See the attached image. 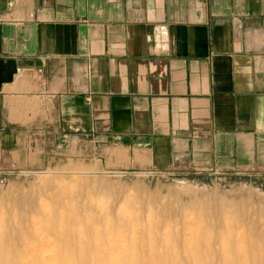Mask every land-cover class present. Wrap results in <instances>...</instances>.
Segmentation results:
<instances>
[{"label":"crops","instance_id":"obj_1","mask_svg":"<svg viewBox=\"0 0 264 264\" xmlns=\"http://www.w3.org/2000/svg\"><path fill=\"white\" fill-rule=\"evenodd\" d=\"M10 143L110 170L264 168V0H0Z\"/></svg>","mask_w":264,"mask_h":264},{"label":"bare ground","instance_id":"obj_2","mask_svg":"<svg viewBox=\"0 0 264 264\" xmlns=\"http://www.w3.org/2000/svg\"><path fill=\"white\" fill-rule=\"evenodd\" d=\"M93 177L74 169L41 176L28 219L0 209V264H264V209L244 217L218 200L180 203L194 211L186 232L177 227L182 220L163 226L155 215L129 210V198L122 210L108 207L98 198L115 187Z\"/></svg>","mask_w":264,"mask_h":264},{"label":"rangeland","instance_id":"obj_3","mask_svg":"<svg viewBox=\"0 0 264 264\" xmlns=\"http://www.w3.org/2000/svg\"><path fill=\"white\" fill-rule=\"evenodd\" d=\"M31 147L38 149L35 153H30L27 146V150L24 149L25 151L20 155L12 153L14 147L11 143L0 149V209L9 213L12 212L11 214L17 215L22 219H28L33 216L37 209L36 205L31 203H34V200L38 198L37 188L39 187L41 176H53L56 173L57 175L66 174L71 169L88 171L98 181L109 183L115 187L116 190L114 189V191L104 196L100 195L98 198L105 202L104 204H107L108 207H114L113 209L116 211L119 208L122 210L126 205L122 204L121 200L124 197L129 198L131 201L128 204L130 207H127L130 208L129 210L133 209L135 211L137 209L136 211L142 213L145 218L147 216V218L150 217L152 219L155 215L154 217L160 222V225L164 224L163 226H171L173 222L174 225L172 224V226L176 227V222L182 220L177 227L180 230L184 229L186 232L189 228L188 224L190 225L191 222L195 221L192 216L194 211L192 208L181 211L179 209L181 204L208 202L211 199L216 205L215 202L222 201L236 207L240 211L238 214L244 217H253V215L257 217L255 213H259V211L264 209V168L237 174L181 173L175 175L167 172L160 174L151 173L150 171L110 170L100 161H93L89 158L78 159L76 154H62L60 147L57 146L45 145L36 147L33 145ZM3 150L10 153L3 154ZM108 198L110 199L106 200ZM110 201H114V204L116 201V204L114 205ZM214 207L216 216L219 213V208L217 206ZM25 214L27 218H25ZM166 215L169 216L167 217ZM170 217L173 218L171 219ZM169 218L170 220L168 221ZM217 219L218 216H216ZM170 221L172 222L170 223ZM167 222L168 225H166ZM187 235L188 233L185 236ZM46 239L51 244L52 239L49 238V241L48 238ZM46 239L44 240L46 241ZM48 250H45V253H50V249Z\"/></svg>","mask_w":264,"mask_h":264},{"label":"built area","instance_id":"obj_4","mask_svg":"<svg viewBox=\"0 0 264 264\" xmlns=\"http://www.w3.org/2000/svg\"><path fill=\"white\" fill-rule=\"evenodd\" d=\"M151 173H160V172H157V171H150ZM161 174V173H160Z\"/></svg>","mask_w":264,"mask_h":264}]
</instances>
